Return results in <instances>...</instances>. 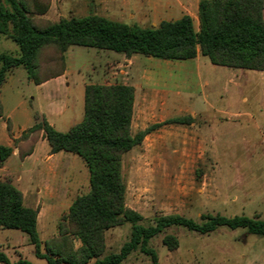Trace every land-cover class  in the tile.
<instances>
[{"label":"rangeland","instance_id":"obj_1","mask_svg":"<svg viewBox=\"0 0 264 264\" xmlns=\"http://www.w3.org/2000/svg\"><path fill=\"white\" fill-rule=\"evenodd\" d=\"M23 1L39 27L60 18L101 14L99 0ZM34 5L46 6V11L38 13ZM192 21L197 29L196 19ZM74 49L79 55L70 65L75 70L68 76L69 89L65 85L53 90V84L46 86L67 102L69 108L72 105L75 116L67 108L62 117L81 119L83 101L77 98L76 88L92 64L96 65L90 75L93 82L133 85V133L174 116L190 114L193 117L189 125L162 124L123 156L125 205L143 216V224L165 214H179L196 221L201 214L208 213L264 219V71L217 66L204 56L199 66L195 59L170 61L139 55L130 68L125 62L117 67L115 63V66L103 64V59L100 61L103 55H96V48L77 46ZM16 52L17 45L0 34V53ZM52 52L47 48L40 54L38 61L43 68L49 66L47 61ZM54 66L59 67V63ZM119 69H127V74L118 72ZM11 71L14 75L7 80L8 72L0 86L4 108L23 100H31L32 110L44 105L45 88L28 80L21 67ZM109 71L116 73L106 76ZM229 71L244 72L227 76ZM18 108L24 106L18 105ZM0 120L7 119L2 116ZM24 122L27 121L24 119ZM56 128L67 130L59 123ZM37 152H42V144H38ZM71 155L76 162L70 163L68 172L55 171L51 177L41 172L39 179L28 184L32 190L25 193V204L33 202L35 185L43 191L35 207L42 241L55 235L57 224L72 200L89 188L88 172L81 158ZM0 167V177L11 181L15 178L13 170L7 171V158L0 162ZM130 230V223L107 229L103 255L117 252L128 240ZM17 233L25 240L19 251L22 257L33 264H46L34 255L33 246L20 230L0 229V249L16 260L18 251L13 246L19 239ZM166 233L177 237V248L169 250L162 244ZM148 245L155 250L158 264H264V235L249 233L244 228L220 226L214 231L199 233L170 226L153 236ZM119 264H150V259L136 249Z\"/></svg>","mask_w":264,"mask_h":264},{"label":"trees","instance_id":"obj_2","mask_svg":"<svg viewBox=\"0 0 264 264\" xmlns=\"http://www.w3.org/2000/svg\"><path fill=\"white\" fill-rule=\"evenodd\" d=\"M34 6L38 13L46 11V6ZM263 10L264 0H199L198 30L187 14L175 20H162L156 26H141L93 13L60 18L39 27L34 24L26 2L0 0V34L17 45L15 54L0 53V86L8 72L17 67L36 84L60 75L65 69L64 53L73 45L110 50L126 57L139 54L163 60L192 59L198 50L212 64L264 71ZM47 48L53 52L47 61L49 66L43 68L38 59ZM56 62L59 67L54 66ZM134 100L132 85L94 83L85 86L81 120L68 130L58 131L34 113L35 123L14 140L19 157L31 153L42 134L51 153L64 151L81 158L88 172L89 188L72 200L55 235L42 241L37 230V208L24 203L21 190L10 179L0 180V229L24 233L34 255L46 264H119L136 249L149 256L150 264H158L157 254L148 244L170 226L199 233L224 226L264 235V219L246 215L208 213L201 214L196 221L179 214H165L143 224V216L126 207L123 156L162 124L193 123L190 114L180 115L133 133ZM6 127L9 128L8 120ZM11 152V147L0 145V162ZM124 223L131 224L128 240L117 252L103 255L105 231ZM162 244L173 250L178 239L166 233ZM0 263L33 264L22 256L11 260L1 249Z\"/></svg>","mask_w":264,"mask_h":264},{"label":"crops","instance_id":"obj_3","mask_svg":"<svg viewBox=\"0 0 264 264\" xmlns=\"http://www.w3.org/2000/svg\"><path fill=\"white\" fill-rule=\"evenodd\" d=\"M198 2L199 0H99V6L101 13L100 15L102 16H105L110 19H113L114 17L113 20H118L123 22L129 21L141 26H156L162 20H175L187 14L191 17L192 20L196 19L197 29L195 30H198V26H199ZM74 48H77V45L69 46L65 51L64 53L65 69L60 75L52 77L48 80H45L44 82L37 84L39 85V87L45 88L46 95L44 98L45 104L38 105V108H36V110H32L33 106L31 104V100L19 101L11 108L5 109L0 93V102L2 105V115L0 116V118L2 116H5V118L9 122V128L7 129L6 121L0 120V145L9 146L12 148V152L10 156L7 157V171L13 170L15 174V178L12 179L11 182L19 190H21L23 194L24 202L26 201L25 193L28 192L29 190L30 191L32 190V188L28 186L29 182L34 183L35 180L39 179V174L41 172H46L51 177L53 176L55 171L68 172L71 166L70 163L76 162V159L71 155L73 153L70 154V152H64V151L51 153L49 150V145L47 143V140L42 136V134L35 142L31 153L23 156L22 158L19 157L18 150L14 145V140L19 138L22 132L26 131L29 127H31L35 123V120L33 118L34 113H37L40 119H45L53 128H55L58 131H61V129L56 128V123L66 126L68 130L71 126H73L74 124L78 123L81 120V119L72 120V118L71 120H69L66 119L65 117H62L65 110L69 108V105L67 104V102L65 101L63 102L60 96L52 92L53 89H55L60 85H65L69 89L70 86H69V82L67 81L68 76L71 73H73L75 70L74 67L73 69L70 68V65H72L71 63H74L77 60V57L79 55V51ZM108 51L110 50L96 49L95 54L103 55L100 59V61H102L103 59L104 61L103 64L106 65L108 63L113 65V63H115L117 67L125 62L126 67L130 68L133 65V60L135 59V57L139 56V54H134L129 57H126L123 54L117 52L111 54L108 53ZM201 56L202 55L197 50L196 56L192 58L195 59L196 64L198 66L203 63ZM95 66L96 65L92 64L88 68L87 74L85 75V77H83L80 80V83L76 88L77 89L76 96L82 101L84 99L85 86L88 84L97 83V82H93L92 78H90L91 73L95 71ZM217 66H222V65H217ZM228 68H232V67H228ZM233 69H241V68H233ZM118 72L120 73L123 72L127 74V69H119ZM239 72H244V71H238V72L229 71L227 73V76L234 75L235 73H239ZM258 72H262V71H258ZM114 73H116V71H109L108 74L110 75L107 74L106 76H111ZM13 75H14V71H10L7 80L11 79ZM198 75L199 74L196 75L197 78L199 77ZM122 83L126 84L125 82ZM49 84H53L54 88H52V90L51 88L46 87ZM99 84H113V83L103 81L100 82ZM18 105H23L24 108L20 109L18 108ZM69 109L71 110L72 117H74L75 113L73 112L72 105H70ZM24 119L25 121H27L26 123L25 122L22 123ZM5 129L7 132L6 134L4 133ZM38 144H42L41 153L37 152ZM11 164L13 165V168ZM1 168L2 167H0V169ZM3 179H4L3 177H0V180ZM33 190L35 192L32 195L33 202L26 205L35 208L37 203L39 202V198L43 193V191L41 187L37 185H35V189ZM37 230L39 233L38 213H37ZM24 241H25L24 237L21 234H19V239L18 240L16 239V244L13 246L17 248L18 257L22 256V254L19 251H21L22 246L24 244L22 242Z\"/></svg>","mask_w":264,"mask_h":264}]
</instances>
